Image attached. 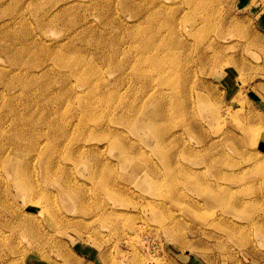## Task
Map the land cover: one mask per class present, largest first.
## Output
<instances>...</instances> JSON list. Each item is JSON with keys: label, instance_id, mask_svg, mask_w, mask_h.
<instances>
[{"label": "rangeland", "instance_id": "1", "mask_svg": "<svg viewBox=\"0 0 264 264\" xmlns=\"http://www.w3.org/2000/svg\"><path fill=\"white\" fill-rule=\"evenodd\" d=\"M0 264H264V0H0Z\"/></svg>", "mask_w": 264, "mask_h": 264}, {"label": "bare ground", "instance_id": "2", "mask_svg": "<svg viewBox=\"0 0 264 264\" xmlns=\"http://www.w3.org/2000/svg\"><path fill=\"white\" fill-rule=\"evenodd\" d=\"M164 114V113H163ZM156 117V116H155Z\"/></svg>", "mask_w": 264, "mask_h": 264}]
</instances>
